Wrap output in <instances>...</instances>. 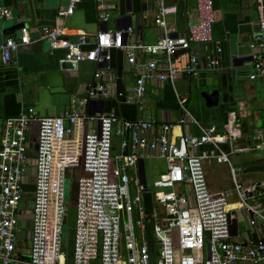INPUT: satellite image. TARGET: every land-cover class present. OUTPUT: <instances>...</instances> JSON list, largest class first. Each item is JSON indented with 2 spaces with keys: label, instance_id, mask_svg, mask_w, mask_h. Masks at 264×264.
Returning a JSON list of instances; mask_svg holds the SVG:
<instances>
[{
  "label": "built area",
  "instance_id": "2783aa9c",
  "mask_svg": "<svg viewBox=\"0 0 264 264\" xmlns=\"http://www.w3.org/2000/svg\"><path fill=\"white\" fill-rule=\"evenodd\" d=\"M79 0H68L56 14L69 16ZM106 0H94L96 16L105 23L110 15ZM196 20L186 26L184 34L173 35L165 16L173 6L159 0L153 23L162 31L153 43L124 41L125 29H100L93 34L90 47L84 33L71 41L64 36L61 25L44 30L40 37L50 49L64 52L58 64H70L72 69L81 61L106 63L110 48L121 49L126 63L134 73L129 98L141 109L145 96V81L173 83L175 76L197 74L199 61L188 52L191 44H202L211 38L213 23L212 1L193 0ZM256 8L257 31L252 34L251 72L248 79L264 76V0H253ZM8 9L0 6V18H9ZM17 40H0V63L11 62V53L19 44L29 41L22 28ZM178 50L187 51L182 67L172 63ZM148 55L137 61L136 52ZM219 48H216V52ZM159 55V56H158ZM216 63L210 57L207 66ZM107 67V66H106ZM95 83L74 100L71 107L58 116H41L21 112L3 118L0 128V264H18L14 255L18 204L24 194L26 168V133L29 122H37L32 160V190L30 201V231L26 264H264V235L254 241L231 236L234 211L241 209L247 224L256 221L264 225L261 198L264 181L242 184L238 172L230 165L231 187L212 194L209 192L203 162L213 160L229 163L228 154L241 150L264 148V131H255L245 148L221 149L228 138L239 137L232 126L225 134L213 126L200 128L198 135H171L172 124L156 123L147 113L142 118L126 120L112 112H82L78 106L95 98H107L109 76L101 69L93 73ZM185 112V97L176 96ZM192 123L194 119L189 116ZM78 121L92 122L95 128L85 132L80 148L70 144L69 136ZM118 124L116 128L114 125ZM156 132L148 135L151 128ZM124 136L120 152L112 157L111 138ZM208 144L210 150H200ZM147 156L162 158L165 169L156 174L147 186L136 178V163ZM146 156V155H145ZM113 161V164H112ZM81 166L76 179L77 193L71 228L70 261L60 239L64 210L63 170ZM147 198V199H146ZM232 199L234 202H232ZM237 205V206H236ZM149 222V231L145 223Z\"/></svg>",
  "mask_w": 264,
  "mask_h": 264
},
{
  "label": "crops",
  "instance_id": "0c3cea01",
  "mask_svg": "<svg viewBox=\"0 0 264 264\" xmlns=\"http://www.w3.org/2000/svg\"><path fill=\"white\" fill-rule=\"evenodd\" d=\"M211 1V38L202 44H191L188 50L198 58L197 74L188 78L177 75L172 84L154 79L146 80L145 96L140 109L135 103L124 99L130 96L134 73L126 63L121 49L110 48V57L106 63L81 61L75 68L68 69L58 64L63 50L50 49L47 40L40 37L44 30L53 25H61L64 28L63 37L73 41L77 34L84 33L88 41L84 48L90 47L93 34L104 27L97 19L94 0H79L72 13L62 19L56 12L58 8L66 6L68 0H0V6L9 10L13 21L22 24L20 29L10 34L0 33V40L5 37L17 40L22 28L27 31L29 39L27 43L19 44L11 53V62L0 63V128L3 118L13 117L21 112H33L41 116L62 114L71 107L74 100L84 94L88 86L95 83L93 73L101 69L104 77H110L106 85L110 95L102 98L101 105L97 101H90L78 106L82 112L101 110L112 112L126 120L142 118L147 113L156 123L172 124L173 136L179 133L198 135L200 128L210 126L214 127L215 132L225 134V126H232L240 133L239 137L226 139L221 144V149L226 152L228 149L245 148L251 143L250 136L255 131H264V76L247 78L252 71V34L257 31L255 3L253 0ZM105 3L109 4L110 12L105 28H123L118 18L129 16L128 27L131 31L124 34L125 42L153 43L161 36V29L153 23L159 0H106ZM162 3L173 6V10L165 16L166 25L171 28L173 35L184 34L186 26L195 22L193 0H162ZM216 48H219L218 52ZM188 52L176 51L172 56L173 65L182 67L187 61ZM136 54L137 61L148 58L147 54L139 51ZM210 57L216 59L213 66L206 65ZM212 90H217V104L207 107L201 92ZM176 96L185 97V112L178 106ZM189 116L195 123L190 121ZM117 126L115 124L114 128ZM93 128L95 124L92 122L78 121L69 136L73 148L79 149L83 134ZM156 129L155 125L147 134H154ZM26 135L24 194L19 204L22 203L25 208L28 203L29 211L25 213L18 208L14 243V255L21 261L18 264H26L28 255L36 121L29 122ZM122 140L124 136H112V157L120 152ZM210 149L208 144L200 148L206 151ZM142 152L146 156L136 163V178L147 184L156 174L164 171L165 162L162 158L147 156V149ZM228 158L230 164L213 160L203 162L210 193L216 194L231 187L230 165L238 172V179L242 184L264 181V148L244 149L228 154ZM261 202L264 214V196ZM231 221V236L236 239L254 241L264 235L263 223L257 220L255 225H248L247 216L241 209L234 211V219ZM69 261L70 253L67 256V262Z\"/></svg>",
  "mask_w": 264,
  "mask_h": 264
},
{
  "label": "rangeland",
  "instance_id": "374dc122",
  "mask_svg": "<svg viewBox=\"0 0 264 264\" xmlns=\"http://www.w3.org/2000/svg\"><path fill=\"white\" fill-rule=\"evenodd\" d=\"M78 176H79V167H76V166L68 167L63 170V178H64L63 179V192H64L65 205H64V210L62 212V225H61V231H60V239H61V243L63 244L62 249L64 253L66 254V256L67 254L70 253V250H71V242H70L71 228L73 227V220H74V205H75L76 193H77L76 179L78 178ZM146 185L149 186L150 183H147ZM18 208H20L22 212L27 213L29 211V204L27 203L24 208L23 204L20 203ZM149 224H150L149 222L145 223V228L147 231H149V226H150Z\"/></svg>",
  "mask_w": 264,
  "mask_h": 264
},
{
  "label": "water",
  "instance_id": "95a60500",
  "mask_svg": "<svg viewBox=\"0 0 264 264\" xmlns=\"http://www.w3.org/2000/svg\"><path fill=\"white\" fill-rule=\"evenodd\" d=\"M13 17H15V15ZM118 19L121 21L123 28H117V29H125L126 27L129 26V19H130L129 16H122V17H119ZM103 24H104V27L102 29H105V23H103ZM21 25H22L21 22H14L11 15H10L9 19L8 18H6V19L0 18V33L5 34V35L10 34L13 31H15L16 29H20ZM61 67L70 68L71 66L68 63H63L61 65ZM201 96L204 99L205 105L207 107L215 106L217 104V100H218L217 90H212L210 92H207V91L201 92ZM90 101H97L99 103V105L102 104V99H100V98L92 99ZM99 112H101V110H99ZM34 146L35 145H33V147ZM79 169H80V174H81V166H79ZM67 256H68V254H67Z\"/></svg>",
  "mask_w": 264,
  "mask_h": 264
}]
</instances>
